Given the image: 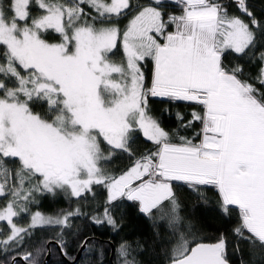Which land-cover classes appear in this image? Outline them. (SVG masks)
<instances>
[{"label": "snow or ice", "instance_id": "snow-or-ice-1", "mask_svg": "<svg viewBox=\"0 0 264 264\" xmlns=\"http://www.w3.org/2000/svg\"><path fill=\"white\" fill-rule=\"evenodd\" d=\"M162 3L139 8L122 31L113 18L130 10V0H0V197H11L0 209V222L10 226L0 252H15L12 264H36L31 252L18 251L32 229L68 227L80 214L37 211L28 228L18 227L14 218L28 212L36 193L63 190L79 199L94 185L107 190L108 205L138 202L149 216L167 202L174 224L180 217L173 182L213 186L225 213L229 205L239 210L233 234L264 248V92L242 78L241 65L223 62L229 52L243 56L264 47V22L246 0L238 7L247 20L230 15L218 0H179L182 14L165 18ZM49 31L58 42L45 38ZM118 45L119 63L112 58ZM147 60L153 64L150 86L142 70ZM260 61L256 79L264 87V52ZM149 96L201 105L203 113L193 112L186 125L201 123L200 141L181 136L172 142L149 114ZM35 103L47 111L34 112ZM137 129L156 150L118 177L110 175L103 162L118 150L131 154ZM92 219L117 224L108 207L103 218ZM180 241L169 264H229L223 235L213 244L190 247L183 234ZM119 255L135 264L126 244Z\"/></svg>", "mask_w": 264, "mask_h": 264}, {"label": "trees", "instance_id": "trees-1", "mask_svg": "<svg viewBox=\"0 0 264 264\" xmlns=\"http://www.w3.org/2000/svg\"><path fill=\"white\" fill-rule=\"evenodd\" d=\"M153 2L152 0H131V8L126 14L114 17L113 22L117 23L123 31L129 20L139 8ZM222 3L230 15L240 16L248 19L238 7V0H218ZM246 6L255 17L264 22V0H246ZM183 5L179 0H163L161 10L168 15L182 14ZM86 11H91L85 7ZM39 11L33 8V15H39ZM95 15V13H92ZM172 25L169 29H172ZM49 42H58V34L47 32L44 34ZM259 42V41H258ZM3 46H0V53ZM264 52V47L255 48L247 55L237 56L227 53L223 62L228 68L236 65L243 67V77L248 79L257 89L264 92L256 77L261 67L260 53ZM114 61L119 63L122 60V48L115 50ZM0 63H3L0 57ZM146 84L150 86L153 64L147 60L142 68ZM11 86V85H10ZM33 111L43 114L47 111V105L35 103L32 105ZM148 112L155 118L166 131L170 133L172 142L180 143L179 137L183 136L198 143L201 139L197 133L201 131L202 125L199 121L191 126H186L192 119V113H203L201 105L186 102L174 101L168 98L148 97ZM182 117L183 119H179ZM131 154L116 151L110 155V159L103 162V168L110 175L118 177L130 169L136 159L156 150V145L148 141L142 131L135 130L130 140ZM105 155H109L108 146L102 143ZM8 168H16L17 164L7 163ZM35 183V181H33ZM173 191L179 204L178 224L169 225L168 228L161 229L157 223L156 216L159 211L153 212L151 216L139 211L138 202L120 199L111 205L107 204V190L101 185H94L91 193L82 198H73L69 192L58 190L53 193L38 192L34 196V202L28 206V212L21 213L14 218L18 226L28 228L32 212L39 211L47 216L59 217L69 212L79 209L80 214L70 218L68 227L57 225L37 227L31 230V236L26 237L21 253L31 252L36 264H43L48 251V242L55 240L61 243V254L58 248L51 245V258L47 264H72L67 260H73L82 243L87 237L88 244L84 249L80 260L75 264H111V243L115 245L114 263L124 264L119 255L122 244H126L131 252L129 258L135 259V264H169L173 249L181 242L180 236L188 241L189 246L198 242H217L221 236L227 241V259L230 264H264V248L258 243L249 245L245 241H240L233 234V229L239 224V210L234 205L228 206L225 213L222 205V198L218 190L213 186H198L190 188L183 182H173ZM11 197H0V209H3ZM108 207L115 217L117 224L115 227L106 223L97 224L93 222V217L103 218L104 208ZM164 209H170V205L165 202ZM169 223V220L167 221ZM10 233V226L7 222H0V238L6 237ZM239 244L237 248L236 245ZM15 252L5 254L0 252V264H10L12 255ZM18 264H25L18 261Z\"/></svg>", "mask_w": 264, "mask_h": 264}, {"label": "water", "instance_id": "water-1", "mask_svg": "<svg viewBox=\"0 0 264 264\" xmlns=\"http://www.w3.org/2000/svg\"><path fill=\"white\" fill-rule=\"evenodd\" d=\"M90 238L91 237H87L85 240H90ZM84 240V241H85ZM218 242V241H217ZM198 243H206V244H213V243H216V242H205V241H202V242H198ZM52 244H54L57 248H58V250L61 252V254L65 257V255H64V252L62 251V247H61V243L60 242H58V241H55V240H51V241H49L48 242V244H47V246H48V251H47V255H46V257H45V259H44V262H43V264H47L48 262H49V260H50V258H51V245ZM83 244V243H82ZM195 245V244H194ZM193 245V246H194ZM86 247H82V245H81V247L79 248V250H78V252H77V255H76V257L73 259V260H67L68 262H70V263H72V264H75V263H77L79 260H80V258H81V256H82V253H83V251H84V249H85ZM114 252H115V245L114 244H112L111 243V254H110V263L111 264H115L114 263ZM10 264H12V262L10 263ZM229 264H230V262H229Z\"/></svg>", "mask_w": 264, "mask_h": 264}, {"label": "rangeland", "instance_id": "rangeland-1", "mask_svg": "<svg viewBox=\"0 0 264 264\" xmlns=\"http://www.w3.org/2000/svg\"><path fill=\"white\" fill-rule=\"evenodd\" d=\"M153 2H151V3H149V4H147V5H145V6H142V8L143 7H146V6H150V5H152V6H155L154 5V0H152ZM171 1H176V0H171ZM130 2H131V0H130ZM170 26L171 25H169V28H170ZM169 31H174L175 29H174V26L172 27V29H168ZM56 191H58V190H56ZM55 191V192H56ZM35 212H37V211H34V212H32V214H34ZM39 212V211H38ZM41 213V212H40ZM154 213H156V211L154 212ZM31 214V215H32ZM44 216H47V215H45L44 213H42ZM156 219H157V223H158V225L160 226V228L163 230V229H165V228H168V226L169 225H172V224H174L173 222H172V214L170 213V209H164L163 208V210L162 211H159V214H158V216H156ZM169 220V223L167 222ZM14 223H15V221H14ZM30 223H31V216H30V221L27 223V225H30ZM18 226V225H17ZM18 227H21V226H18Z\"/></svg>", "mask_w": 264, "mask_h": 264}]
</instances>
